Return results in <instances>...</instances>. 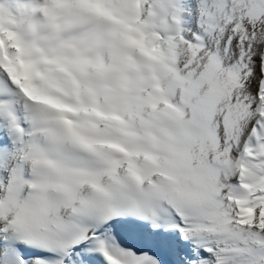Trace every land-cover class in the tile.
Wrapping results in <instances>:
<instances>
[{"label":"snow or ice","instance_id":"1","mask_svg":"<svg viewBox=\"0 0 264 264\" xmlns=\"http://www.w3.org/2000/svg\"><path fill=\"white\" fill-rule=\"evenodd\" d=\"M0 264H264V0H0Z\"/></svg>","mask_w":264,"mask_h":264}]
</instances>
